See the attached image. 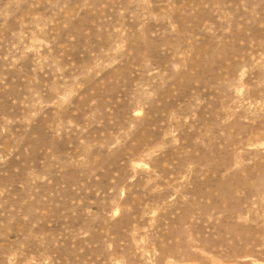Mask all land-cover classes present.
Masks as SVG:
<instances>
[{
    "label": "rangeland",
    "instance_id": "obj_1",
    "mask_svg": "<svg viewBox=\"0 0 264 264\" xmlns=\"http://www.w3.org/2000/svg\"><path fill=\"white\" fill-rule=\"evenodd\" d=\"M0 264H264V0H0Z\"/></svg>",
    "mask_w": 264,
    "mask_h": 264
}]
</instances>
